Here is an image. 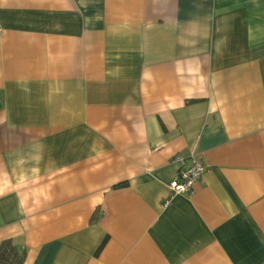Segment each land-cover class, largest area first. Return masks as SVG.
Masks as SVG:
<instances>
[{
    "label": "crops",
    "instance_id": "0c3cea01",
    "mask_svg": "<svg viewBox=\"0 0 264 264\" xmlns=\"http://www.w3.org/2000/svg\"><path fill=\"white\" fill-rule=\"evenodd\" d=\"M177 155L205 165L191 193ZM5 240L22 264H264V0H0Z\"/></svg>",
    "mask_w": 264,
    "mask_h": 264
},
{
    "label": "built area",
    "instance_id": "2783aa9c",
    "mask_svg": "<svg viewBox=\"0 0 264 264\" xmlns=\"http://www.w3.org/2000/svg\"><path fill=\"white\" fill-rule=\"evenodd\" d=\"M175 161L182 167L178 171L176 178L168 183V187L173 194L191 193L194 184L201 178L205 171L202 161L192 159L189 164H185L184 157L177 155Z\"/></svg>",
    "mask_w": 264,
    "mask_h": 264
},
{
    "label": "trees",
    "instance_id": "16d2710c",
    "mask_svg": "<svg viewBox=\"0 0 264 264\" xmlns=\"http://www.w3.org/2000/svg\"><path fill=\"white\" fill-rule=\"evenodd\" d=\"M123 185L118 184L116 187ZM24 251H18L10 240H5L0 244V264H22Z\"/></svg>",
    "mask_w": 264,
    "mask_h": 264
}]
</instances>
